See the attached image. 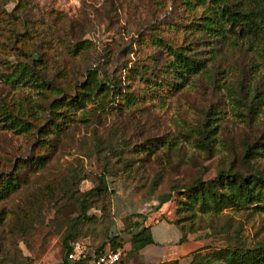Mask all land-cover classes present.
<instances>
[{"label": "rangeland", "instance_id": "rangeland-1", "mask_svg": "<svg viewBox=\"0 0 264 264\" xmlns=\"http://www.w3.org/2000/svg\"><path fill=\"white\" fill-rule=\"evenodd\" d=\"M232 2L255 22L207 27L209 0H0V264H60L111 228L119 264H264V200L199 190L264 175V0ZM136 221L178 239L168 255L129 249Z\"/></svg>", "mask_w": 264, "mask_h": 264}, {"label": "trees", "instance_id": "trees-1", "mask_svg": "<svg viewBox=\"0 0 264 264\" xmlns=\"http://www.w3.org/2000/svg\"><path fill=\"white\" fill-rule=\"evenodd\" d=\"M211 4V8L213 9V17L205 16L204 25L207 27L213 26L214 22L216 24V30L222 28L223 21L230 22L233 26L235 24H247L251 25L252 22H255L254 19L251 17L252 10H241L238 6H234L229 3V0H209ZM255 3L260 5L258 0H254ZM262 1V0H260ZM257 10L259 6H256ZM251 22V23H250ZM186 64L185 66H189L190 68H196V62L191 60L189 57H184ZM201 182V180H199ZM218 186L226 187V191L222 192H215ZM106 188L105 184V175L104 173L99 174V182L97 185L87 189L84 193L90 194L93 192H101ZM205 189L210 190L211 194L218 193V197L222 199L225 198V201L230 200L234 195H236L235 191L239 190L243 194V201L250 202L252 200L256 201H263L264 200V175L262 174H248L245 175L240 171H229L221 169L218 171L217 175L211 178L208 182L203 185H200L199 190L204 191ZM171 197L170 193H167L160 197L159 203H164L165 201L169 200ZM137 224L141 223L138 229L131 233L130 237V250H139L144 245L153 242V237L151 234V223H144L135 222ZM181 230V235L179 237V242L183 241L184 238V230L179 227ZM118 232H115L113 228L109 231V240L110 243L104 246L98 247H91L87 245H82V249L79 253L78 258L71 259L68 257V253L73 249L75 244H80L78 242L67 243L65 245L64 257L61 260L60 264H86L88 263L91 258L100 252H103L109 248L116 249L119 248L122 252H125V249L122 247L121 242L118 241ZM255 249L243 247V246H236V247H228L225 248V255L232 259L238 258V256H242L245 258L255 257L256 253ZM258 255V254H257ZM178 262L177 259L171 260H163L157 262L156 264H176Z\"/></svg>", "mask_w": 264, "mask_h": 264}, {"label": "crops", "instance_id": "crops-1", "mask_svg": "<svg viewBox=\"0 0 264 264\" xmlns=\"http://www.w3.org/2000/svg\"><path fill=\"white\" fill-rule=\"evenodd\" d=\"M159 223V222H157ZM155 224V223H154ZM164 226H168V231L170 230V234L173 233V234H177V231H175L174 229H171L170 226H169V222L165 221L164 222ZM153 225V224H152ZM152 225H151V229H152ZM151 234H152V237H153V242H150L146 245H144L142 248H140L138 250L139 254L143 255L145 258V261L146 262H150L154 259H156L157 257H160V256H166L168 255V251L170 250L169 248V244L170 243H175V241H178L177 240H170V238H166V237H163L162 239H156V237L154 236V233L153 231L151 230ZM169 237V236H168ZM159 244V245H163V246H167V247H163L162 249H157L156 251H154L153 253H149L147 250H148V246H150V244ZM178 244H180L181 246V250L180 252H178V250H176L177 253H183V252H187L190 248H191V245L192 243L188 242V241H184V242H177Z\"/></svg>", "mask_w": 264, "mask_h": 264}, {"label": "built area", "instance_id": "built-area-1", "mask_svg": "<svg viewBox=\"0 0 264 264\" xmlns=\"http://www.w3.org/2000/svg\"><path fill=\"white\" fill-rule=\"evenodd\" d=\"M81 249L82 247L80 244H75L73 249L68 253V257L71 259L78 258ZM122 254L123 252L119 248H109L93 256L86 264H119Z\"/></svg>", "mask_w": 264, "mask_h": 264}]
</instances>
